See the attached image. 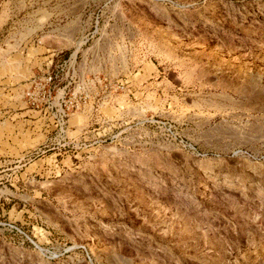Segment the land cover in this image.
I'll return each mask as SVG.
<instances>
[{"label":"rangeland","instance_id":"1","mask_svg":"<svg viewBox=\"0 0 264 264\" xmlns=\"http://www.w3.org/2000/svg\"><path fill=\"white\" fill-rule=\"evenodd\" d=\"M0 264H264V0H0Z\"/></svg>","mask_w":264,"mask_h":264}]
</instances>
